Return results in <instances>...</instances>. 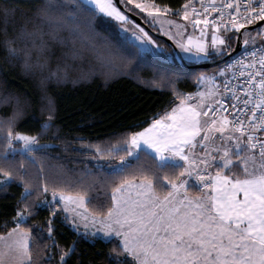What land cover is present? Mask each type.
<instances>
[{
	"label": "snow or ice",
	"instance_id": "snow-or-ice-1",
	"mask_svg": "<svg viewBox=\"0 0 264 264\" xmlns=\"http://www.w3.org/2000/svg\"><path fill=\"white\" fill-rule=\"evenodd\" d=\"M88 2L96 22L103 14L130 37L131 53L120 51L106 39L103 47L109 58L150 55L164 61L202 64L226 56L237 38L245 51L212 73L162 70L164 87L175 90L181 78H194L204 88L187 94L177 91L180 103L170 112L117 143L90 144L86 154L93 163L77 172L64 165L49 166L47 174L43 165L37 175L16 170V162L5 151H15L14 142H20L29 154L36 150L34 146L41 150L47 146L39 145L35 135L9 131L0 142V173L21 181L24 191L12 217L14 226L9 222L0 226V264H40L43 252L30 247L35 237L28 227L33 191L51 192V199L44 201L50 217H55L59 208L73 215V225H102L107 237L119 238L118 254L131 256V264H264V44L251 47L255 45L252 32L264 34V23L256 24L255 29L246 27L264 22V0H199V8L187 0L175 10L154 0ZM117 4L128 12L146 14L143 19L148 30L131 21ZM173 15L190 22L198 36L188 31L187 24L168 18ZM129 23L134 27L128 28ZM208 29L212 30L210 37ZM150 31L168 37L171 46ZM229 32L231 35H226ZM49 126L44 122V130ZM142 144L161 159L165 154L181 157L186 167L180 175L195 171L203 185L201 193L191 194L184 181L168 175L163 179L171 185L170 190H158L143 164L147 155L140 152ZM97 185L111 189L110 199L89 210L86 198ZM6 191L5 183L0 192ZM53 229L54 221L49 218V239H54ZM75 244L72 241L70 246L58 248L48 264L53 260L70 264Z\"/></svg>",
	"mask_w": 264,
	"mask_h": 264
},
{
	"label": "trees",
	"instance_id": "trees-1",
	"mask_svg": "<svg viewBox=\"0 0 264 264\" xmlns=\"http://www.w3.org/2000/svg\"><path fill=\"white\" fill-rule=\"evenodd\" d=\"M154 2L167 4L175 10L182 8L187 0H154ZM96 27L115 48L125 53L133 51L129 39L121 37L117 26L101 14L98 16ZM226 35L230 36L231 32ZM235 43L236 40L233 41L228 53L233 50ZM218 59L220 58L213 61ZM178 68L191 73L215 69H185L178 62L167 63L150 55L140 58L130 57L127 60H121L114 55L109 58L108 50L102 45L98 52L100 73L98 78L76 87L54 89L57 108L47 130H44L43 125L48 118L41 117L38 113L29 116L16 129L35 135L39 145H46V149L41 150L38 147L31 154L19 149L15 151L5 149V151L10 153L9 158L16 162L15 168L21 173L27 170L37 175L41 165L45 174L49 172L51 165H64L67 170L77 172L86 163L89 165L93 163L86 154L90 144L103 141L117 143L131 132L148 127L154 118H160L166 112H170L180 103V97L176 95L177 91L187 94L197 90L198 85L194 78H181L177 81L175 90L162 86V70L170 73ZM9 84L34 95L29 82L22 78L11 75ZM16 146L20 147V145ZM140 152L147 155L143 164L149 170L150 178L153 179L154 186L158 190L168 191L171 188V185L163 179L165 175L173 179H182L183 175L181 176L180 173L185 168L184 165L162 163L148 151L141 149ZM33 157L39 159L33 160ZM1 178H5L3 173H0ZM6 178H8L6 182L8 191L0 192V226L5 222L14 226L12 217L16 215L17 202L21 200L24 189L21 181ZM4 185L5 183L0 187ZM110 195V188L97 185L89 191L86 198L89 210L107 204ZM33 196L34 207L28 217V227L35 239L30 240V247L43 252L40 264H48L50 257L55 256L58 248L70 246L72 241L76 242V252L70 264L77 262L78 264H131L133 260L131 256L118 254L121 247L119 240L102 239L89 233L79 232L60 212L55 217H50V210L44 201L51 199V192L33 191ZM49 218L54 221L51 234L54 239H49L46 231ZM2 234L3 229L0 227V235ZM113 248L116 249L115 252L112 251Z\"/></svg>",
	"mask_w": 264,
	"mask_h": 264
},
{
	"label": "clouds",
	"instance_id": "clouds-1",
	"mask_svg": "<svg viewBox=\"0 0 264 264\" xmlns=\"http://www.w3.org/2000/svg\"><path fill=\"white\" fill-rule=\"evenodd\" d=\"M106 39L88 0H0V142L29 116L53 115L54 89L98 78ZM11 75L34 95L10 85Z\"/></svg>",
	"mask_w": 264,
	"mask_h": 264
},
{
	"label": "rangeland",
	"instance_id": "rangeland-1",
	"mask_svg": "<svg viewBox=\"0 0 264 264\" xmlns=\"http://www.w3.org/2000/svg\"><path fill=\"white\" fill-rule=\"evenodd\" d=\"M113 3H114V1H113ZM132 7H134V5H132ZM123 12V11H122ZM139 12V10H137V13ZM125 14V13H124ZM134 14H136V13H134ZM106 20H108V21H110V22H112V23H114L116 26H117V23L115 22V21H113V20H111V19H109V18H106L103 14H101ZM126 16H128L127 14H125ZM136 15H138V14H136ZM143 15H146V14H143ZM143 15H139V16H141V17H143ZM169 19H171V20H174V21H177V22H180V23H184V24H187L188 25V31L190 32V33H192V34H194V35H197L198 36V30H196L194 33L192 32V28H191V24H190V22H187V21H183V19H182V17L181 16H169L168 17ZM131 19V18H130ZM131 21H134L133 19H131ZM134 23H136L135 21H134ZM136 24H138V23H136ZM127 27L128 28H133L134 27V24L133 23H129L128 25H127ZM142 27V26H141ZM165 27H168V25H165ZM117 28H118V32H119V35L121 36V37H123V38H127V39H130V37L129 36H127L126 34H124V33H122L121 31H120V28L117 26ZM173 30H175V29H173ZM208 31V35H209V37L211 36V34H212V30L211 29H208L207 30ZM156 32H158L159 33V31H156ZM150 34V33H149ZM150 35H152V34H150ZM262 35H264V34H262ZM252 37L255 39V45L256 44H259L260 43V35H258L255 31H253L252 32ZM154 38H156V37H154ZM156 39H158V38H156ZM158 40H160V39H158ZM253 46V45H252ZM162 61H164V60H162ZM165 62H167V63H176L177 62V60H169V61H165ZM189 64H195V63H189ZM219 68H222V67H219ZM216 69H218V68H215V69H213V70H210V71H204V72H208V73H212V72H214ZM221 79V78H220ZM204 88V85H198V88H197V90L195 91V92H197L198 90H202ZM195 92H193V93H195ZM16 145H20V147H17ZM35 148H38V146H34ZM13 148L14 149H16V150H21V151H23L22 150V145L20 144V142H14V144H13ZM185 177H186V175L184 174L183 176H182V179H180L181 181H184L185 182V184H186V187L189 189V191H190V193L191 194H193V195H198V194H200L201 193V190H202V183H200V182H198L197 181V183H196V181H194V179H192V178H190V177H186V179H185ZM190 178V179H189ZM196 178H198V176H197V174H196ZM6 182H8V178H1L0 179V186L2 185V184H4V183H6ZM193 185V186H192ZM192 186V187H191ZM194 186L197 188H194ZM191 187V188H190ZM201 187V188H200ZM61 213L64 217L65 216H67L68 218V220H69V223H70V225L71 226H73L77 231H79V232H83V233H90V234H92V235H94V236H96V237H100V238H102V239H117V240H119V238H117V237H115V236H112V237H107L105 234H104V232L101 230L102 229V225H100V224H95V225H92L91 223H89V225L87 226V227H85V224H83V223H79L80 224V226H82V227H84L83 229H80V227H76L75 225H73V215L71 214V213H64V212H61V210L58 208L57 209V214L58 213ZM78 219V218H77ZM119 242L121 243V241L119 240Z\"/></svg>",
	"mask_w": 264,
	"mask_h": 264
},
{
	"label": "water",
	"instance_id": "water-1",
	"mask_svg": "<svg viewBox=\"0 0 264 264\" xmlns=\"http://www.w3.org/2000/svg\"><path fill=\"white\" fill-rule=\"evenodd\" d=\"M113 1H114V3H117V0H113ZM117 6L120 7L121 11H123L125 14H127L136 23L140 24L142 27H145V29L148 30L147 25H146L145 21L141 18V16L136 15V14L131 13V12H128L127 9L122 4H117ZM261 23H264V22L260 21L258 23L253 24V25L247 26V28L255 29L256 24H261ZM240 31L243 32L244 30L241 29ZM150 34H152L154 37L164 41L168 46H171L172 41L169 40L168 37L163 36L162 34L156 32V31H150ZM244 48H245V46L242 44L240 39L237 38L233 50L230 51L226 56H224V57H222L216 61L206 62V63H202V64H189L188 62H180L178 60H177V62L181 67H183L185 69H194V70L212 69V68L219 67V66L223 65L226 61L237 56Z\"/></svg>",
	"mask_w": 264,
	"mask_h": 264
},
{
	"label": "crops",
	"instance_id": "crops-1",
	"mask_svg": "<svg viewBox=\"0 0 264 264\" xmlns=\"http://www.w3.org/2000/svg\"><path fill=\"white\" fill-rule=\"evenodd\" d=\"M217 98H218V97H217ZM141 149L148 151L149 153H151L152 155H154V156H155L160 162H162V163H166V162L174 163V164L176 163V164H182V165H184V167H186V162H185L181 157H176V156H173V155L165 154V156L161 159V158L158 157V155L155 153V151H154L153 149H151L149 146L142 144L140 150H141ZM199 150H200V148H199V146H198L197 149H196V151H199ZM196 174H197V173L194 171V172H192L191 175H189V174H185V175H186V177L188 176V177L194 179V181H196V183H197V181L200 182V183H202L201 181H199L198 178H196ZM186 177H185V179H186ZM190 178H189V179H190ZM202 187H203V185H202ZM200 188H201V187H200ZM241 195H242V194H241ZM75 226H76V227H80V229H83V228H84V227L80 226L79 223L76 224ZM72 227H73V226H72ZM73 228H74V227H73ZM74 229H75V228H74ZM75 230H76V229H75ZM89 234H90V233H89Z\"/></svg>",
	"mask_w": 264,
	"mask_h": 264
},
{
	"label": "built area",
	"instance_id": "built-area-1",
	"mask_svg": "<svg viewBox=\"0 0 264 264\" xmlns=\"http://www.w3.org/2000/svg\"><path fill=\"white\" fill-rule=\"evenodd\" d=\"M205 2H207V0H205ZM217 2H220V0H217ZM241 2L243 3V0H241ZM193 3L196 4L197 8H199V0H193ZM217 14L216 13H212V16H216ZM260 21H257L256 23H258ZM253 25V24H252ZM247 26H250V25H247ZM246 26V27H247ZM261 44H264V35H260V43L259 44H256V45H253L251 47H259ZM245 51V48L237 55V56H240L243 52ZM235 56V57H237ZM234 58V57H233ZM224 66V64L222 65V67ZM229 72L231 71V69L228 70ZM222 79V78H221ZM221 92H223V88H221ZM219 98V97H218ZM217 98V99H218ZM226 101H227V97H225Z\"/></svg>",
	"mask_w": 264,
	"mask_h": 264
}]
</instances>
